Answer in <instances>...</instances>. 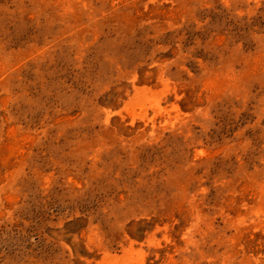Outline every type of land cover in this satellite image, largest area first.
<instances>
[{
	"label": "rangeland",
	"instance_id": "obj_1",
	"mask_svg": "<svg viewBox=\"0 0 264 264\" xmlns=\"http://www.w3.org/2000/svg\"><path fill=\"white\" fill-rule=\"evenodd\" d=\"M0 264H264V0H0Z\"/></svg>",
	"mask_w": 264,
	"mask_h": 264
}]
</instances>
